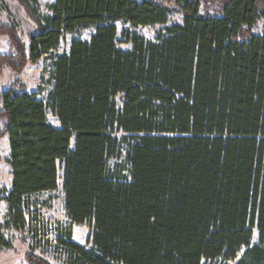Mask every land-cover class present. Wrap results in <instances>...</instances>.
Instances as JSON below:
<instances>
[{
  "label": "trees",
  "instance_id": "16d2710c",
  "mask_svg": "<svg viewBox=\"0 0 264 264\" xmlns=\"http://www.w3.org/2000/svg\"><path fill=\"white\" fill-rule=\"evenodd\" d=\"M22 1L39 30L29 49L12 33L0 75L94 33L54 56L49 106L3 94L12 205L56 190L63 167L68 217L94 224L92 251L61 241L77 264H264V0H54L48 16ZM119 23L163 28H125L122 49Z\"/></svg>",
  "mask_w": 264,
  "mask_h": 264
},
{
  "label": "rangeland",
  "instance_id": "374dc122",
  "mask_svg": "<svg viewBox=\"0 0 264 264\" xmlns=\"http://www.w3.org/2000/svg\"><path fill=\"white\" fill-rule=\"evenodd\" d=\"M32 1L35 2L42 16L51 14L50 6L54 0ZM182 21V14L175 11L169 17L168 25L182 23ZM118 26L119 47L122 49H130V45L124 43L121 36L125 28L137 32L151 41L156 40L157 31L163 28V26L134 27L122 23H119ZM38 30L39 25L36 17L22 0H0V54L14 53L12 33H16L29 49L31 37ZM255 32L263 33L264 24L260 23ZM93 33L94 28L87 27L66 34L56 50L44 55L36 64L29 62L20 72L5 67L0 75V111L3 108V94L9 90H14L17 93L36 94L48 105L54 91L52 77L54 56L68 52L74 40L89 41ZM47 119L52 126L60 127L51 107L47 108ZM5 128L6 120L0 117V133ZM122 159L111 161L112 167L123 162ZM10 160L9 137L3 135L0 137V232L9 246L0 247V264H29L30 256L43 258L51 264H77L70 249L61 241L74 243L86 251H92L94 247L90 243V239L94 232V224L87 222L78 225L68 217L65 207L63 167L59 168L56 190L27 196L21 206H13L10 200L13 184ZM122 165L126 167L124 163ZM127 173L128 171L125 169V174ZM242 254L243 252L239 254L237 260ZM237 260L231 262L217 260L210 264H236Z\"/></svg>",
  "mask_w": 264,
  "mask_h": 264
}]
</instances>
